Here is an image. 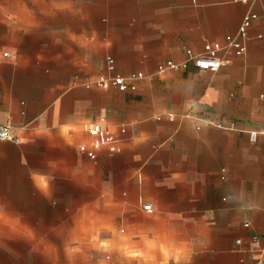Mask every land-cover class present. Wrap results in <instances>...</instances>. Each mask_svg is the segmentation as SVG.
Instances as JSON below:
<instances>
[{
    "label": "crops",
    "instance_id": "crops-1",
    "mask_svg": "<svg viewBox=\"0 0 264 264\" xmlns=\"http://www.w3.org/2000/svg\"><path fill=\"white\" fill-rule=\"evenodd\" d=\"M247 12L244 55L158 70L224 44ZM261 94L264 0H0L7 264H259ZM94 123L113 139L90 154Z\"/></svg>",
    "mask_w": 264,
    "mask_h": 264
},
{
    "label": "built area",
    "instance_id": "built-area-1",
    "mask_svg": "<svg viewBox=\"0 0 264 264\" xmlns=\"http://www.w3.org/2000/svg\"><path fill=\"white\" fill-rule=\"evenodd\" d=\"M236 2H253L255 0H234ZM256 17V14L253 12H247L240 23L238 32L236 35H227L225 37V43L221 44L219 42H208L203 46L202 53L194 54L191 50H187V59L182 63H175L173 61H166L163 64L158 66V70L162 71L166 68L178 69L186 66L187 62L191 61L194 66L200 70H210L216 71L221 66V60L218 57V52L221 50H233L234 54L237 56H242L246 52V43L245 39L247 36V28L250 25L252 19ZM261 37V35L259 36ZM108 68L113 69V61L108 59ZM143 76L142 73H134L128 77L114 75L110 77H99L92 82H89L87 86H97L100 88H108L110 86H116L119 90H126L130 86V82L134 81ZM260 97L264 99V94H261ZM88 133L92 137L91 151L101 148L102 146L111 143L113 136H111L108 130L99 123H94L88 128ZM257 134L251 132L249 134V139L255 141ZM0 140H9L17 141L13 136L11 129L6 124H0ZM144 210L150 211V205H144ZM248 226V224H245ZM259 264H264V251H262V256L259 260Z\"/></svg>",
    "mask_w": 264,
    "mask_h": 264
},
{
    "label": "rangeland",
    "instance_id": "rangeland-1",
    "mask_svg": "<svg viewBox=\"0 0 264 264\" xmlns=\"http://www.w3.org/2000/svg\"><path fill=\"white\" fill-rule=\"evenodd\" d=\"M23 243V242H21ZM1 245H13L19 244L18 241L14 242L11 238H0ZM8 258L5 254L0 253V264H7Z\"/></svg>",
    "mask_w": 264,
    "mask_h": 264
}]
</instances>
